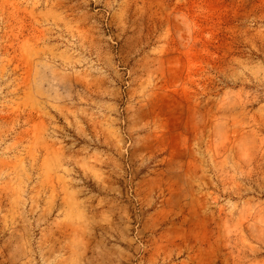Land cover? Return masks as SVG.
I'll use <instances>...</instances> for the list:
<instances>
[{
	"label": "rangeland",
	"instance_id": "rangeland-1",
	"mask_svg": "<svg viewBox=\"0 0 264 264\" xmlns=\"http://www.w3.org/2000/svg\"><path fill=\"white\" fill-rule=\"evenodd\" d=\"M0 264H264V0H0Z\"/></svg>",
	"mask_w": 264,
	"mask_h": 264
}]
</instances>
